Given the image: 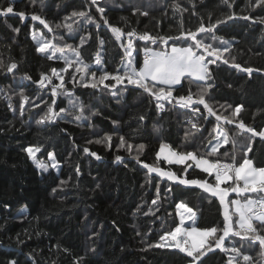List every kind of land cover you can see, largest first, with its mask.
Masks as SVG:
<instances>
[{
  "label": "trees",
  "instance_id": "1",
  "mask_svg": "<svg viewBox=\"0 0 264 264\" xmlns=\"http://www.w3.org/2000/svg\"><path fill=\"white\" fill-rule=\"evenodd\" d=\"M174 3H179L188 11H177ZM192 3L196 5L195 15L192 14ZM192 3L189 0H99L100 6L106 9L104 16L110 24L125 32L135 31L136 35L131 38L135 49V68L144 60L143 48L162 50L171 44H194L181 33L195 31L200 18L208 26L209 17L214 23L230 11L238 15L250 13L253 18L264 17V10L261 9L244 11L247 0H235L232 9L222 0H192ZM8 4L9 0H0V6L6 7ZM12 6L14 12H24L25 18L22 20L15 14L0 17V61L7 64L11 59L18 64L14 73L0 75V264H6L11 259H15L17 264H32L27 255L30 252L36 264H72L75 257L81 256L84 257L83 264H188L189 258L178 249L149 248L148 245L158 242L161 236L179 226L181 217L178 205L181 202L196 213V226L216 227L218 230L225 223L222 204L218 197L211 196L197 185L180 184L158 173H149L133 159L137 155L135 146L141 143L146 145L140 154V160L144 163L182 178L207 180L211 184L215 183L214 176L204 173L195 164L185 174L183 169L186 164L169 163L159 157L160 146L169 144L179 152L192 151L211 160L219 159L238 165L251 144L252 151L247 152V156L255 166L264 167V142L259 137H251L250 133L238 126L242 119L248 127L257 130L264 128V71H254L249 76L241 69L232 67L234 56L241 68L264 70V39H261L264 24L237 18L219 25L214 33L199 34L211 41H214L211 39L213 35L223 37L231 45L230 51L223 54L229 64L218 61L211 66L215 87L209 93L213 97L210 104L218 115L223 113L230 119L232 110L224 111L219 106L244 105L239 116L234 118V123L220 121L228 133V142L209 156V142L215 144L217 139H223L217 138L212 131L214 117L197 119L188 110L170 107L167 103L165 110L159 111L154 99L131 85L127 88L117 85L115 89H105L102 85L97 88L84 87L89 83V76L74 73L78 61L72 49L64 48L63 53L57 52L53 59L37 51V40H52L54 46L59 43L61 47L70 44L76 49L80 36L91 33L88 42L78 49L80 60L90 66L89 73L95 70L97 79L101 75L100 66L95 64L97 51L102 57L103 70L114 73L121 68L122 61L126 64L128 57L119 45L127 44L128 39L117 41L100 20L95 7L90 6L89 0H36L35 4L32 0H14ZM89 7V15L94 18V23H88L87 18H79L76 22L65 21L72 11ZM143 12L148 15H143ZM33 14L40 16L53 31L49 32L39 20H32ZM95 23H100L99 29L95 28ZM57 24H72L73 30L69 32L64 26L56 28ZM15 28H19L20 32H14ZM145 33L153 36L155 42L139 38ZM53 37L56 39L53 40ZM60 37H63L62 41ZM98 37L105 40L102 49L98 47ZM161 38H165L167 43H163ZM215 44L221 46L222 42L217 39ZM65 57L74 61L73 68L68 73H62L67 93L58 88L53 97L50 91L52 85L42 88L34 81L39 80L41 72L51 76V68L58 71L64 68ZM73 73L77 77L75 82L70 79ZM25 74L31 80L26 79ZM82 74L85 75L84 80L79 79ZM52 81L59 84L55 76H52ZM105 83L114 82L108 80ZM229 84L232 87H228ZM202 86L203 82L186 76L174 95H185L190 90L195 96ZM21 90L40 107L25 104L21 115L19 105L23 100L18 95ZM111 91H116L117 95L112 96ZM53 99L57 112L60 108L67 110L60 113L64 118L37 124L39 116L47 110V105L41 100L50 104ZM70 100L75 104L83 102L86 106L85 116L90 114V110L97 114L91 120L75 121L74 116L79 109L74 107L75 104L71 106ZM200 107L204 112L203 106ZM141 114L145 116L143 121L138 120ZM189 117L196 119L201 131L192 129L193 135L186 138L185 133L191 128L187 121ZM112 121L119 123L114 125ZM106 135L112 136L111 147L106 143H96ZM121 135L133 145L131 155L124 148H118ZM29 146L41 147L36 157L39 158L37 161L45 164L50 160L48 153L54 152L58 170L50 164L47 171L38 167L24 151ZM84 147L97 153L101 159L85 153ZM116 155L123 156V162H117ZM76 167L80 169L78 176ZM61 180L68 181L67 185L61 187ZM97 183L100 188H96ZM223 185L233 186L234 182ZM157 186L161 199L153 205L151 201L155 199ZM169 187L170 192L167 191ZM53 189L56 191L53 192ZM232 194L237 195L231 193L229 198ZM138 206L140 212H137ZM232 211L231 205L229 215L233 218V228L239 230L237 216ZM145 212L148 215H144ZM85 215L87 221L84 220ZM253 223L259 227L255 221ZM92 231H98L99 235L90 240L88 236ZM17 234H20L23 244H17ZM221 234L218 231L217 235ZM211 239L209 237V242ZM233 243L237 247L244 244L241 252L251 256L254 264H264V259L259 256L262 249L258 242L250 244L240 237L225 238L226 247H231ZM90 248H95V251H89ZM63 249H68V252ZM227 257L228 254L216 249L204 259L207 264H226ZM237 260L239 264H245L242 257H237Z\"/></svg>",
  "mask_w": 264,
  "mask_h": 264
},
{
  "label": "snow or ice",
  "instance_id": "2",
  "mask_svg": "<svg viewBox=\"0 0 264 264\" xmlns=\"http://www.w3.org/2000/svg\"><path fill=\"white\" fill-rule=\"evenodd\" d=\"M192 3V0H189ZM222 2L229 8L232 9L235 5V0H222ZM14 0H9V4L4 7L0 6V17L7 16L8 14H15L21 17L23 20L25 18L24 12H14V7L12 6ZM32 3L35 4L36 0H32ZM90 6H94L96 12L100 15V20L103 22L105 26H107L112 34L114 35L117 41H120L121 38L128 39L127 44L121 43L119 46L124 49V53L129 59H127V63L125 64L122 61L121 68L116 69L115 72H108L103 70L102 65V57L100 52L97 51L95 54V64L100 66L101 75L97 79V73L95 70L89 73V65L84 64L83 60H80V53L78 51L79 48H82L88 40L91 38V33L86 36H80L79 45L76 49H73V46L70 44H65L64 47H61L59 43L53 45L52 40H37V44L39 45L37 51L46 55V58L53 59L56 57V53H63L64 48L72 49L73 54L75 56L76 61L78 63L75 64L74 73H83L89 76V83L84 84V87L91 86L92 88H97L102 85L105 89H115L117 85L122 86L123 88H127L128 85L133 86V88L141 89L143 92L147 93L148 96L154 99L156 108L159 111L165 110V103H167L170 107H178L179 109H186L190 113L197 114V119L203 117L207 120L208 117L215 118V124L212 129L214 133H216V137H223V139H217L215 144L210 143V150L207 155H212L213 153L218 151V148L223 144L228 142V133L224 129V126L220 123L221 120L224 121L225 124H232L235 122V117H238L239 114L244 109L243 104H237L235 107L232 105H220L219 107L227 111L231 109V119L229 116H224L223 113L217 114V110H214L213 106L209 101L213 99L209 95L210 91L215 87V79L213 77V69L212 65H216L217 62H222L223 64H229L228 59H224L223 54L230 51L231 45L228 41H224L223 37H216L213 35L211 37L212 40L219 39L222 42L221 46L214 47L211 42L205 43L204 39H197V36L200 33H214L216 28L221 24H226L228 21L233 19H244L251 20L253 23L264 24V17H256L249 13L248 15H238L235 11H230L225 14L221 18H217L213 23L211 17H209L208 26H205L203 22V18H200L201 22L195 31L188 30L187 32L181 33L185 38H190L194 41L192 46L186 48H177L173 46L171 48V52H157L151 53V55H146V58L143 62V67L140 69H136L133 65L132 52L135 49L132 46L131 38L136 35L134 30H129L125 32L123 29L113 26L109 23L107 18L104 16L105 7L100 6L99 0H89ZM58 7V6H57ZM173 7L179 11L184 12L188 11L186 8H182L179 3H174ZM195 3H192V14L195 15ZM255 11L256 9L264 10V0H247L244 11ZM90 7L85 10H74L70 13L69 16L65 17V21L73 20L76 22L79 18H87L88 23H94V18L89 15ZM138 11V10H134ZM143 15H148L147 12H143ZM32 20H39L41 24L48 29L49 32H52L53 29L38 15H32ZM66 27L69 32H72V24H57L55 27ZM100 23H95V28H100ZM14 32L19 33L20 29H13ZM36 39L35 35L33 36ZM142 40H149L155 42V38L148 33L139 37ZM179 37H177L178 39ZM56 37H53L55 40ZM61 41L63 37L59 38ZM163 43H167L165 38H161ZM264 39V36L261 37ZM98 47L103 48L105 44L104 39L97 38ZM15 43V40L12 41ZM51 49V51H49ZM200 49H203V52H199ZM145 52L148 53L149 50L145 49ZM65 67L60 69L59 71L56 68H51V76L48 74L41 72L40 78L38 81H34L42 88H47L49 85L51 87V94L53 97L57 94V89H64V92L67 93V88L64 85V75L62 73H68L70 68H73L74 61L68 57L64 58ZM232 67L241 69L251 76V74L255 72L264 71L262 69H253L252 67H244L241 68V65L235 62V57L232 58ZM18 64L16 62H12L11 59L9 63L5 64L3 61H0V75H7L10 73H14L17 70ZM70 74V79L72 82H75L77 77L75 74ZM80 75L79 79L84 80L85 75ZM52 76H55L59 80V84H53ZM193 77L196 81L203 82V86L199 89V92L195 94V98L191 91L189 90L185 95H174L176 89L182 86V80L184 77ZM25 78L31 80L30 76L25 74ZM111 80L114 83L107 84L105 81ZM228 87H232L231 84ZM112 96H116V91H111ZM18 95L22 98L23 103L19 105V112L23 115L25 104H29L30 107L39 108L40 104L35 103V101H30L29 97L24 94V91L21 90ZM208 97L206 100L205 97ZM39 99V98H38ZM119 102V101H118ZM41 103L47 105V110L43 111V114L39 116V119L36 121L37 124H45V122H51L56 118L63 119V116H60V113H65L67 110L64 108H60L59 112H57L54 108L55 99L51 101L49 104L47 101L41 100ZM70 103L72 101L70 100ZM203 106L204 112L201 111V107ZM11 107V105H9ZM74 107H78L79 113L74 116L75 121L82 120H91L93 115H96V111H91L90 114L85 116L86 106L83 102H79L75 104ZM16 111V109H13ZM145 116L143 114L138 116L139 121H143ZM114 125L118 124L119 121H112ZM188 123L191 125V128L188 132L185 133L186 138L188 136L193 135L192 129L196 131H201L198 127L197 123H193L191 119L188 120ZM239 128L244 129L248 133L251 134V137H259L262 142H264V128L248 127L243 123L241 119L238 124ZM155 127V126H154ZM111 135H106L100 140H97L96 143H106L108 147H111ZM88 143H92V141H88ZM146 145L141 143L135 146V150L137 155L133 157L137 161L138 164H142L144 168L148 170L149 173H158L162 177H167L170 181H176L180 184L185 185H197L203 188L205 191L209 192L211 196L218 197L221 204L225 206V223L223 228L217 229L216 227H210L207 229H197L191 228L184 229L183 234L185 236H191V241L185 239L183 241H177V235L181 234V227H176L174 231H170L165 233L160 237V242L156 244H149V248H175L178 249L181 253H184L186 258L188 259V264H207V261L204 259L210 252H215L216 249L221 250L225 254H228L226 264H239L237 257H242L243 262L245 264H254L253 258L249 255H246L241 252V248L244 247V244L241 243L240 247H237L235 243L232 244L231 247L225 246V238L230 237H240L241 240H247L250 244H256L258 242L259 247L262 251L259 253L261 259H264V199L260 200H249L245 198V202L241 204L240 200H232L228 203H225L226 197L230 192H235L237 194L240 193H261L264 194V167H256L251 158L247 156V152H251V144L247 147L245 152V156L239 165H236L235 162L229 163H221L219 159L211 160L207 159L204 156H198L194 152L187 153H175L169 149V153L171 157H174L175 160L169 159V157H165L168 159L169 163L175 162L179 164H186V167L183 169V172L186 174L187 169L191 168L193 164L197 168H200L204 173H207L209 176H214L215 183L209 184L207 180H189L186 178H182L181 176H177L172 172H165L163 169H159L153 167L147 163H144L140 160V154L145 149ZM167 145H162L160 148V152L162 153ZM118 148H124L126 152L131 155L133 152V145L128 143L124 136H119L118 138ZM24 151L28 154V156L37 163V166L42 168L44 171L48 170L49 165L43 162L37 161L36 153L41 151L40 146H29L24 149ZM83 151L85 153H89L92 157H95L97 160L101 159V157L95 153L90 152V149L84 147ZM160 153L157 155L159 156ZM49 159L52 161L51 167L57 168L58 165L56 163V157L54 152L48 153ZM115 160L117 162H123L124 157L121 155H116ZM188 161H192V163H187ZM75 172L77 176L80 174L79 167L75 168ZM229 181L234 182V186H230L227 188H220L221 184L228 183ZM241 182L242 185L241 186ZM68 181L61 180L60 186L63 187L67 185ZM96 188H100V184H96ZM56 189H53L55 192ZM168 192L171 191L169 187L167 189ZM161 199L160 189L157 186L155 189V199L151 201L153 205L157 204V201ZM235 206V212L233 214H238V228L236 230L232 226L231 215H229L228 208L229 206ZM178 207L185 208L186 205L181 202ZM140 207H137V212H140ZM151 211V209H149ZM188 212H192V209L188 208ZM154 214V213H153ZM144 215H148L147 212ZM84 220H88L87 215H85ZM253 221H255L259 227L255 226ZM119 230V229H117ZM221 232V235H217V233ZM251 233V236H249ZM195 234V235H194ZM99 235L98 231H92L88 238L91 240ZM211 237V242H209L208 238ZM169 238L171 240L176 241L174 244L168 245L165 243ZM16 242L18 245L23 244L24 241L20 239V234H17ZM59 247V245H57ZM63 251L68 252V249H63ZM89 251L94 252L95 248H90ZM87 254V253H86ZM28 258L32 261V264H36V260L33 257V254L30 252L27 254ZM84 257H75L73 259L72 264H83ZM6 264H17L15 259L8 260Z\"/></svg>",
  "mask_w": 264,
  "mask_h": 264
},
{
  "label": "rangeland",
  "instance_id": "3",
  "mask_svg": "<svg viewBox=\"0 0 264 264\" xmlns=\"http://www.w3.org/2000/svg\"><path fill=\"white\" fill-rule=\"evenodd\" d=\"M202 37L201 36H197V39H201ZM203 39H204V42L205 43H209V42H211L212 44H213V46L214 47H216V46H219V45H216L215 44V40L214 41H211V40H206L204 37H203ZM193 45V43H190V44H186V45H183V44H180V45H177V44H171V45H169V46H166L164 49H155V50H153V49H149V48H143V57H144V59L146 58V55H151V53H157V52H171V48L173 47V46H175V47H177V48H186V47H189V46H192ZM145 49H148L149 50V52L148 53H146L145 52ZM200 52H203V49H200L199 50V52H198V54L200 53ZM134 58H135V52L133 51L132 52V59H133V61H134ZM128 59H129V57H128ZM143 62H144V60H143ZM143 62H142V64L139 66V67H136V69L138 70V69H140V68H142L143 67ZM75 104V102H73L72 101V103H70V105L71 106H73ZM162 145H167V146H169V147H166L165 149H164V151L161 153L160 152V148H161V146ZM161 146H160V148H159V152L158 153H160L159 154V157H161V158H164L165 159V157H169V159H172L173 161L175 160V158L174 157H171L170 156V153H169V149L172 151V152H175V153H187V152H179V151H176V150H174L169 144H162ZM190 152H192V151H190ZM36 159L38 160L39 158H37L36 157ZM208 159V158H207ZM166 160H168V159H166ZM46 162V161H45ZM188 162H191L192 163V161H188ZM48 165L50 164L51 165V163H52V161L51 160H49L48 162ZM57 163V162H56ZM173 163H175V162H173ZM49 165V166H50ZM57 165H58V163H57ZM239 165V164H238ZM257 167V166H256ZM58 168H59V166L56 168L57 170H58ZM159 169H162V168H159ZM164 170V169H163ZM165 172H169V171H167V170H164ZM173 173V172H172ZM209 183V182H208ZM234 186V185H233ZM241 186H243L242 185V182H241ZM227 186H224L223 184H221L220 185V188H226ZM230 195V194H229ZM229 195L226 197V200H225V203H228V200H230V201H232V200H240V202H241V204H243L244 202H245V198H247V199H249V200H254L256 197H263L264 198V194H261L260 193V195L259 196H255V195H253V194H251V193H240L239 195H231V197L229 198ZM241 197V198H240ZM233 206V211H232V213H234L235 212V206L234 205H232ZM222 207H223V212H224V214H225V206H224V204H222ZM178 209H179V214H180V217H181V219H188L189 221H191V220H193V217L195 216L194 214H195V212L194 211H192L191 213L190 212H188L187 211V207H185V208H181V207H178ZM228 212L230 213V206H229V208H228ZM236 216H237V223H238V219H239V216H238V214H236ZM231 219H232V221H233V218L231 217ZM180 227H181V229H182V232H181V234H178L177 235V241H183V240H185V239H187V240H189V241H191V239H192V237L191 236H185L184 234H183V230L184 229H191V228H197V229H201V230H203V229H207V228H200V227H198V226H194V225H191V226H189V225H185V224H183V223H181L180 224ZM195 235V234H194ZM208 240H209V238H208ZM158 242H160V240L158 241ZM176 241H173V240H171V238H169L167 241H165V243L166 244H168V245H171V244H174ZM157 243V242H156ZM156 243H154V244H156Z\"/></svg>",
  "mask_w": 264,
  "mask_h": 264
},
{
  "label": "crops",
  "instance_id": "4",
  "mask_svg": "<svg viewBox=\"0 0 264 264\" xmlns=\"http://www.w3.org/2000/svg\"><path fill=\"white\" fill-rule=\"evenodd\" d=\"M209 184H211V183H209ZM230 187V186H229ZM227 188V187H226ZM231 193H234V192H230L229 194H231ZM235 194H237V193H235ZM237 195H239V194H237ZM240 196V195H239ZM241 198V197H240ZM187 207V206H186ZM188 208V207H187ZM193 211V210H192ZM195 216L193 217V220H191V221H189L188 219H181V222H180V224L181 223H183V224H185V225H189V226H191V225H194V226H196V213L194 214ZM180 224H179V227H180ZM232 226H233V222H232ZM182 235V234H181Z\"/></svg>",
  "mask_w": 264,
  "mask_h": 264
},
{
  "label": "built area",
  "instance_id": "5",
  "mask_svg": "<svg viewBox=\"0 0 264 264\" xmlns=\"http://www.w3.org/2000/svg\"><path fill=\"white\" fill-rule=\"evenodd\" d=\"M194 98H195V96H194ZM165 108H166V103H165ZM194 116L197 117V114H194ZM189 119H191L193 123H196V119H194V118H192V117H189V118L187 119V121H188ZM221 163H229V164H231V163H233V162H221ZM260 199H264V198H263V197H256L254 200H260Z\"/></svg>",
  "mask_w": 264,
  "mask_h": 264
}]
</instances>
